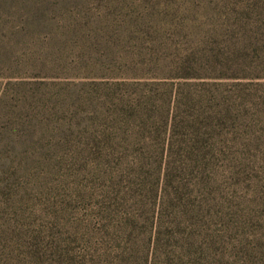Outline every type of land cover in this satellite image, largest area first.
Wrapping results in <instances>:
<instances>
[{
  "label": "rangeland",
  "instance_id": "rangeland-1",
  "mask_svg": "<svg viewBox=\"0 0 264 264\" xmlns=\"http://www.w3.org/2000/svg\"><path fill=\"white\" fill-rule=\"evenodd\" d=\"M263 72L264 0L0 11V264H264Z\"/></svg>",
  "mask_w": 264,
  "mask_h": 264
},
{
  "label": "trees",
  "instance_id": "trees-1",
  "mask_svg": "<svg viewBox=\"0 0 264 264\" xmlns=\"http://www.w3.org/2000/svg\"><path fill=\"white\" fill-rule=\"evenodd\" d=\"M31 2L35 3V2H37V0H0V11L2 12L4 10H6L7 8L16 7V5L18 7L22 8V6L24 4H28ZM27 17H28V19H31L32 17H34L33 12L28 10ZM255 76L256 77H262V76H264V72L260 73L258 75L253 74V75H249L246 77L255 78ZM260 100H263V99H260ZM256 101H257L256 98H240V97L238 99H232L229 101V111H228V120L230 122L229 134L230 135L235 134L234 141L237 144L239 143L240 137L243 133L242 129H241L242 128L241 127V121L243 119V116L241 115L242 104L245 102H248V103H251L253 105H258L259 103H257ZM239 153H241V152H239ZM245 153L248 154L249 158H254V159H256L258 157V154H259V153H254V152L249 151V150L246 152H242V154H245ZM260 153L263 156L262 160H264V152H260ZM96 160L98 162L99 169H102L103 165L108 164V157H104L103 155L96 158ZM104 172L106 174L109 173V171H104ZM254 178H257V179L263 178L264 179V174L262 172L257 173L254 175ZM255 187H256V191L253 193L255 196V200L258 203H263L262 197H263V193H264V188L259 187V185H257V184H255ZM261 214H264V212ZM129 256L132 257V255H129Z\"/></svg>",
  "mask_w": 264,
  "mask_h": 264
}]
</instances>
